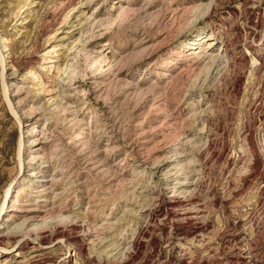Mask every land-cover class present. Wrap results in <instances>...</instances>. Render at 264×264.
Instances as JSON below:
<instances>
[{
	"label": "rangeland",
	"instance_id": "1",
	"mask_svg": "<svg viewBox=\"0 0 264 264\" xmlns=\"http://www.w3.org/2000/svg\"><path fill=\"white\" fill-rule=\"evenodd\" d=\"M52 88L83 115L85 149ZM43 130L69 167L59 202L80 214L66 237L43 207L53 194L38 191L53 172L33 159ZM186 162L178 182L192 190L170 193ZM260 173L264 0H0V264H264ZM134 227L136 243L112 256L94 240Z\"/></svg>",
	"mask_w": 264,
	"mask_h": 264
},
{
	"label": "bare ground",
	"instance_id": "2",
	"mask_svg": "<svg viewBox=\"0 0 264 264\" xmlns=\"http://www.w3.org/2000/svg\"><path fill=\"white\" fill-rule=\"evenodd\" d=\"M202 3H199L198 7L201 6ZM211 4H208L207 6H204L206 11H209L210 8H211ZM82 7V4H80L78 6V8H76L75 10L77 11H80L81 12V15L84 14V11L83 9L81 8ZM121 11L117 14V17L121 16L122 14H125L127 11L129 12L130 8L129 7H122L120 8ZM79 16V15H78ZM107 18L108 19H111L112 21L115 19L114 16V12H107ZM93 19H95V16L93 17ZM102 19V18H100ZM104 19V18H103ZM106 19V18H105ZM118 19V18H117ZM110 22V20H109ZM101 23V21H100ZM261 28V27H260ZM227 48V46L225 47V49ZM223 49V50H225ZM51 51V50H50ZM55 51V50H54ZM201 52V49H198L196 50V53H200ZM103 53V52H102ZM101 52L98 53L96 56H99L98 59H97V62H98V65L100 67L103 66V64L107 65L108 69H110L112 67L111 65V61H106L105 58H104V55L102 54ZM97 58V57H96ZM65 59H68L67 56H65ZM228 60H225L223 61L222 63V66L220 67V69H218L217 71V74H220L222 75L226 68L229 67L230 65L226 64ZM101 62L103 64H101ZM209 62H216L213 59H209ZM116 64V63H115ZM96 65V66H95ZM216 65V64H215ZM219 65V64H218ZM93 66V65H91ZM94 66L97 68V63L94 64ZM115 66V65H114ZM197 66V64H196ZM198 67V66H197ZM65 68V67H64ZM63 68V69H64ZM104 68V67H103ZM115 68V67H114ZM195 68V67H193ZM95 69V68H94ZM102 69V68H101ZM100 70V69H99ZM112 70V69H111ZM120 70V69H118ZM117 70V71H118ZM191 70V68L189 69ZM65 71V70H64ZM116 71V72H117ZM59 72H61L59 70ZM63 72V70H62ZM67 72V71H66ZM100 72H103V71H100ZM108 73V70L106 71ZM105 72V73H106ZM114 72V71H113ZM114 72V73H116ZM68 73V72H67ZM66 73V74H67ZM117 74V73H116ZM104 75V73H103ZM113 75V74H112ZM67 82V81H66ZM65 82V83H66ZM72 82V81H71ZM68 83V82H67ZM68 85V84H67ZM75 87V86H74ZM73 87V88H74ZM199 88V87H198ZM74 90V89H73ZM49 94H54L55 97L54 98H51L50 101H53V104H59L61 102L57 101V98L59 97V100L63 101L62 103H66V107L63 108L62 110V115L64 116L63 118H65L68 123V114L72 117L71 120H74L76 121V125H79V131L74 135V137H72V141L74 142H77L76 145H78V147L82 148V149H85L86 147V143H87V134L85 132V125L86 123L83 122V119H82V114H78L75 110H70L68 111V106L69 108L71 107L70 105H68V94L67 96L66 95H62L60 96V93L59 90L57 89H49L48 90ZM75 92H77L75 90ZM80 92V91H79ZM62 93V92H61ZM64 94V93H63ZM52 97V96H51ZM56 106V105H55ZM57 109V108H56ZM60 109V107H59ZM73 109V108H72ZM79 110V109H78ZM78 114V115H77ZM200 115V111L198 110L197 108V105L193 107L192 109V113H191V118H195V119H198V116ZM199 120V119H198ZM73 122V121H71ZM139 125V124H138ZM89 127V126H88ZM87 127V128H88ZM68 130V129H67ZM181 131V129H179ZM59 131V130H58ZM62 132V131H61ZM65 132V131H64ZM200 132H203V131H200ZM200 132L198 133V135L200 134ZM45 130H43L41 132V134L44 136L43 138H45V140L43 141V144H42V149L39 148V150H42V152L37 156H33V159L35 161V159H38L39 162L41 163H44L43 167L45 168H48V169H52V173L51 174H45L47 170H42V173H44L42 175V179L40 180V185H39V190L43 195H47L49 193H52L53 195L51 196V200H49V202H47V200L45 199L44 200V206L47 210V211H53L55 216H53V219H54V231L57 235L63 237V236H68V228L72 227V226H77V225H80V214L79 212L75 209L73 210L72 212H68L69 209H68V205H66L65 203H60L59 200L63 194H65V196L67 197V193H68V186L66 188H63L66 184H68V180H67V173H68V165L66 166V164L64 165L63 164V160H62V156L60 154L61 152V147H60V143L57 142V140H54L53 138H51L49 135H45ZM68 133V132H67ZM65 135V134H64ZM67 137V136H66ZM181 138L183 139V142L185 143H188L191 138L188 137L187 134H183L181 135ZM200 138V137H199ZM71 139V138H70ZM89 139V138H88ZM70 141V140H69ZM179 141V140H178ZM181 141V140H180ZM208 141V140H207ZM205 141L204 144L205 145H208L209 142ZM68 142V141H67ZM92 142V141H91ZM93 143V142H92ZM185 143V144H186ZM211 143V142H210ZM211 145V144H210ZM48 146L49 147H52L51 150H48ZM95 146V145H94ZM182 147V146H181ZM88 149V148H87ZM175 158V157H174ZM188 158V153H183L181 156H179L177 159H173V161H176V162H180L182 160L186 161ZM191 160V159H190ZM106 162V160H103ZM171 161V160H170ZM189 161V160H188ZM120 162V161H119ZM192 162V161H190ZM102 164V163H101ZM117 164V163H116ZM119 164V163H118ZM189 162H186V163H181L180 164H176V166H174L171 170V176H173V179L172 180H177L176 182H173L171 183L170 186H167L166 188H168L169 192L170 193H174L177 191V189H182L184 191L186 190H189L191 189L190 187H192V185L194 183L191 184V186L189 187H186L184 186V182H178V177L179 175H186L188 176V174H190L192 172V170L189 169L188 165ZM105 165V164H104ZM40 167V166H39ZM37 172H40V170H38ZM261 174V173H260ZM183 177V176H181ZM260 177H264V174H261ZM198 180V179H197ZM192 190V189H191ZM181 191V190H180ZM190 191V190H189ZM188 191V192H189ZM5 200L11 195L10 193V189L8 188L6 190V194H5ZM174 195V194H173ZM40 197H42L41 195H39ZM64 196V197H65ZM172 196V195H171ZM12 197V196H11ZM65 197V198H66ZM153 198V197H152ZM181 200V199H180ZM46 201V202H45ZM159 201V200H158ZM40 205L39 204H36L34 206V209H39ZM154 208V207H153ZM155 209V208H154ZM143 212L144 213H147V210L146 209H143ZM150 216V215H149ZM35 217V216H34ZM52 219V221H53ZM83 225V224H82ZM206 225V224H205ZM98 229V228H97ZM140 232V228L138 227H134L132 228L131 230V236H130V239H128L127 237L125 239H122L121 241L123 242H120L119 240L118 241H114L112 238L108 237L106 232H104V230H102V228L98 229V230H94V240H96V243L97 245H99L100 247H104L105 248V252H106V255L107 257L108 256H112V255H115L117 254L121 248H123V245L125 243L128 242V244H135L136 243V235ZM91 234L88 233L86 234V236H88ZM62 239V238H61ZM237 241V240H236ZM235 241V242H236ZM95 243V244H96ZM131 246V245H130ZM94 249V248H93ZM244 250V249H243ZM43 257H38L36 259L33 260V262L35 263H38V261L42 260ZM242 258V257H241ZM240 258V259H241ZM45 259V258H44ZM41 262V261H40ZM42 262H45V261H42ZM41 262V263H42ZM246 262V261H245ZM248 262V261H247ZM243 263V262H241ZM40 264V263H39ZM237 264V263H236ZM240 264V263H239Z\"/></svg>",
	"mask_w": 264,
	"mask_h": 264
}]
</instances>
